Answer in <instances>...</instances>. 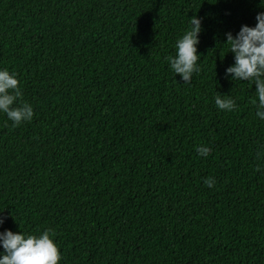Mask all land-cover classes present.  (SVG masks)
I'll return each mask as SVG.
<instances>
[{"label": "trees", "instance_id": "obj_1", "mask_svg": "<svg viewBox=\"0 0 264 264\" xmlns=\"http://www.w3.org/2000/svg\"><path fill=\"white\" fill-rule=\"evenodd\" d=\"M260 12L264 0H0V70L34 111L15 128L0 112V232L54 230L59 264H264V120L254 82L226 76L225 43ZM193 15L200 71L184 83L165 58Z\"/></svg>", "mask_w": 264, "mask_h": 264}, {"label": "clouds", "instance_id": "obj_2", "mask_svg": "<svg viewBox=\"0 0 264 264\" xmlns=\"http://www.w3.org/2000/svg\"><path fill=\"white\" fill-rule=\"evenodd\" d=\"M254 27L242 25L239 32L233 36L226 33V42L229 52L234 54V65L226 69V76L231 74L233 81H250L255 85V98L250 103L256 109V116L264 120V12L257 13ZM190 27L177 39L175 56H167L171 70L179 74L184 83H190L193 73H199L197 61L200 55L197 52L199 33L201 32V19L193 15L189 19ZM226 55V54H225ZM224 55V56H225ZM224 56L220 57L223 60ZM215 104L220 110L233 111L235 101L227 96L218 94ZM16 105V106H14ZM0 112L7 115L15 128L23 122L33 119L34 111L31 104L23 100L20 81L16 75L10 74L7 69L0 70ZM196 151L202 157L211 154V148L198 146ZM259 153L257 156L259 157ZM259 171V166L256 168ZM204 183L213 187L215 180L206 178ZM5 217L0 216V225ZM54 230L48 228L39 235L5 230L0 232V244L4 254L0 256V264H59L60 250L52 237Z\"/></svg>", "mask_w": 264, "mask_h": 264}]
</instances>
